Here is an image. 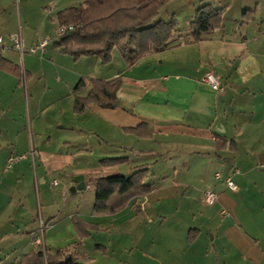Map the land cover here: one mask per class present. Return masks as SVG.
Listing matches in <instances>:
<instances>
[{
    "label": "crops",
    "instance_id": "0c3cea01",
    "mask_svg": "<svg viewBox=\"0 0 264 264\" xmlns=\"http://www.w3.org/2000/svg\"><path fill=\"white\" fill-rule=\"evenodd\" d=\"M86 1L0 0V35L21 31L27 48L44 37L51 39L39 55H21L8 40L0 50V199L6 210L19 209L8 217H17L11 228L25 221L17 196L18 182L26 177L30 188L36 187L32 202L33 209L41 208L40 221L43 203L64 209L45 224L43 241L51 254L78 252L93 264L90 251L107 256L116 252L106 238L95 237L116 229L131 232L130 245L123 249L130 250L137 264H264L262 0H236L237 7L232 0H207L215 8H225L223 25L202 41L186 44L196 8L205 0H198V6L189 3L187 10L193 9V14L183 29L188 36L178 31L169 48L133 65L118 49L105 65L99 56L75 59L55 45L59 13ZM231 5L235 14L227 19ZM23 71L26 86L19 76ZM209 71L221 78L224 91L202 81ZM119 77L116 108L94 102L83 112L75 110V98L88 96L92 88L89 83L76 91L82 79ZM28 154L40 164L38 170ZM12 155L27 157L6 170ZM110 158L126 162L103 166L102 161ZM137 169L148 170L143 183L149 191L122 196L124 206L115 212L95 215L94 205L85 207L79 216L92 228L89 236H79L74 217L77 208L84 207L82 194L95 189L93 179L130 175ZM217 172L221 178H216ZM75 175L85 177L87 189L69 197ZM227 177L235 181L237 191L227 187ZM39 179L43 185L49 181L46 188L56 187V193L46 192L42 200ZM207 190L219 194L227 217L212 221L207 209L194 208L198 194L201 204L209 206L202 200ZM127 213L131 217L116 219ZM161 213L155 227L151 221ZM7 225L2 228L0 222V231ZM13 231L15 236L0 247V264H20L23 257L42 249L33 242L34 234ZM7 235L0 232V241ZM87 243L92 250H87Z\"/></svg>",
    "mask_w": 264,
    "mask_h": 264
},
{
    "label": "trees",
    "instance_id": "16d2710c",
    "mask_svg": "<svg viewBox=\"0 0 264 264\" xmlns=\"http://www.w3.org/2000/svg\"><path fill=\"white\" fill-rule=\"evenodd\" d=\"M169 2L171 0H87L59 13L61 27L73 25L74 29L58 37L55 45L75 59L99 56L105 65L112 62V52L118 49L125 62L133 65L146 56L169 48L172 38L181 32L175 15L169 20L160 17ZM224 9L211 4L196 9L190 23V39L185 43H198L205 34L221 28ZM19 76L22 73L19 72ZM89 83L92 88L88 96L75 98L77 112H83L94 102L105 108L117 107L118 91L122 86L120 77L110 81L82 79L75 90L79 91ZM125 162L126 158H110L104 159L102 164L111 167ZM147 172V169H137L130 175L116 173L94 178L96 203L93 213L115 212L124 206L125 202L120 199L125 195L135 191L147 193L150 186L143 183ZM74 224L79 236L90 235L91 225L77 216ZM90 261L91 258L78 252L59 250L51 254L41 250L23 257L20 264H88Z\"/></svg>",
    "mask_w": 264,
    "mask_h": 264
},
{
    "label": "rangeland",
    "instance_id": "374dc122",
    "mask_svg": "<svg viewBox=\"0 0 264 264\" xmlns=\"http://www.w3.org/2000/svg\"><path fill=\"white\" fill-rule=\"evenodd\" d=\"M232 1H233L232 5L234 4V5H236V7L239 5V1L238 2L236 0H232ZM189 3H191V5L194 3L196 6H198V4H200V1H198V0H173L165 6V8L162 10L161 15H160L161 18L166 19V20H169L171 18V16L175 15L176 18L178 19V22H179V30L182 31V34L184 36H188L187 34L184 33L183 29H186L185 27L187 24V20L191 17L189 14H191V13L193 14V9H190L189 11L187 10V7H189ZM204 4H207V0L202 2V5H204ZM262 4H264V0H262ZM232 5L229 8V14L227 15V19L232 18L233 15L235 14V8H232ZM199 7H197V8H199ZM225 19H226V17H225ZM188 29H189V27H187V31H188ZM235 66H236V63H235ZM28 158L31 159V163H32L33 168L35 170H38L40 164L38 163L36 165L35 162L33 161V157L29 154H28ZM70 176H72V175H70ZM76 176L77 175H75V177ZM39 182H40V179H39ZM40 184L41 185H40V195L39 196L40 197L42 196V200H45L44 194L46 192H52V194L56 193L55 192L56 187L52 188L54 191H51V190L49 191V189L46 188V187H48V185H50L49 181L45 185H43V182H40ZM18 187H19V190H18V196L17 197L22 199V205H20L22 207H20V211L23 213L22 218L25 217V221L21 220V221H19V223H22V225H20V224L17 225V223H16L14 225V228H11L12 223H10V222H15L17 217L15 216L14 219H11L8 217L11 215L12 212L17 214V211L19 209H17L15 211L13 209L10 210V208H8L6 210L4 205H3V200L0 199V222H2V228L8 224L3 230L0 231V232H2V231L8 232V235L5 238L6 242L0 241V247L1 248L7 243L9 238L15 236V232L13 230H17L20 233L19 234L20 236L26 235L29 237V235L32 236L34 234V237H35L36 233H37V235L44 236V231L46 228L44 224H48L50 222V220H52L51 218H55L59 214H62V212L64 211V209L61 206L55 205L53 208H50V207H46L45 204L43 203V208H42L43 211L42 212H43L44 224H43V232H42L41 231V221L39 220V217H37V216H39V212H41V208L38 207V209H36V206H35L33 209V202H32V196H35V198L37 197V194L35 193L36 187H35V189H33V188L31 189L30 186L28 185V183L26 182V177H23L22 180H20L18 182ZM94 190L92 189L88 192H85V194H82L83 195L82 203H83L84 207L79 208V209L77 208V211H76L77 217H79L80 219H82V218L79 215H81V212L83 211V209L85 207L92 206V205H94V207H95L96 202L94 203ZM58 195H60V194H58ZM72 195H73L72 191L69 190L68 196L71 197ZM95 200H96V192H95ZM64 202H65V200L63 201L62 206H63ZM193 203H194V208H196V210L198 212H201L202 210L207 209V211L209 212V215L211 217H213L212 221H214L215 217L220 220L221 218H225L228 216L227 214L223 213V210L225 208H224L223 203L221 201H219V197L217 198V201L214 204L209 205V206H204L201 204L200 194H198V195L194 196V202ZM64 206L67 208H70L67 204H65ZM114 207L115 206H111V208H114ZM157 209L160 211V208H157ZM92 210L94 211V208ZM226 210H228V209H226ZM66 212H67V210H66ZM161 212H165V211L161 210ZM187 212L185 213V215L187 214ZM55 214H57V215H55ZM161 214H162L161 218L158 215L156 218H154V220L151 221L153 223V225H155V227L158 225L157 222L162 220V216L164 215V213H161ZM229 214H231V213H229ZM98 215H100V214H98ZM53 216H55V217H53ZM61 217H63V215ZM128 217H131V216L127 213L124 216L116 218V219L123 220V219H127ZM188 217H189V215L187 216V218ZM119 228L123 229V227H119ZM23 233H29V235L23 234ZM62 234H65V233L63 232ZM128 234H131V232L130 231H116V229L114 231H111V232H105V233L98 234V235L96 234L97 236L95 237V239H98V238L105 239L106 238L111 243V245L116 249V252H115V254L112 253L110 256H107V255H104L101 251H96L95 249L92 250L93 246L91 245V243H87L88 244L87 250H92V251H90L91 255L95 256L94 257L95 260H94L93 264H120V263H122V264H137L136 260L132 257L130 250H128L126 248L123 249L124 246L130 245V239L127 238ZM95 239H93V241Z\"/></svg>",
    "mask_w": 264,
    "mask_h": 264
},
{
    "label": "built area",
    "instance_id": "2783aa9c",
    "mask_svg": "<svg viewBox=\"0 0 264 264\" xmlns=\"http://www.w3.org/2000/svg\"><path fill=\"white\" fill-rule=\"evenodd\" d=\"M74 29V26H62L59 29L58 35L57 37H60L64 34H66L67 32H70ZM6 40L10 41L11 43V47L16 50L17 52H19L21 55H24L25 53L29 52L31 54H43L48 45L51 42V39L49 37H44L40 40H38L37 43H35L33 46L27 48L25 46V42H24V37L21 31H17L15 33H12L8 36H2L0 35V50H3L5 48V42ZM22 83L24 84V86L27 85V73L25 71H23L22 73ZM202 81L208 85L211 86V88L215 91H219L222 92L224 91L225 85L223 84L221 78L213 71H209L207 72ZM27 155H12L9 157L8 161H7V165H6V170L11 169L17 162H19L20 160L26 158ZM216 178H221L222 175L220 172H217L215 174ZM225 183L227 185V187L233 191H237L238 190V186L235 183V181L232 179V177H227L225 179ZM218 198V194L213 191V190H207L204 192L203 194V202L207 205H212L217 201ZM223 213H227L226 211H224ZM43 224L44 221L41 219V231L43 232ZM45 225V224H44ZM33 242L35 244H37L38 246L42 247V251L46 252L47 249L45 247L44 241H43V236L37 235V233L35 234V237L33 239Z\"/></svg>",
    "mask_w": 264,
    "mask_h": 264
},
{
    "label": "water",
    "instance_id": "95a60500",
    "mask_svg": "<svg viewBox=\"0 0 264 264\" xmlns=\"http://www.w3.org/2000/svg\"><path fill=\"white\" fill-rule=\"evenodd\" d=\"M75 185L71 187L72 192L84 191L87 189V182L83 175H77L74 178Z\"/></svg>",
    "mask_w": 264,
    "mask_h": 264
}]
</instances>
